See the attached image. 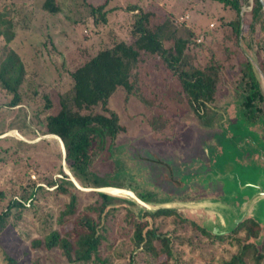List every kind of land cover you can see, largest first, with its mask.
<instances>
[{
	"label": "trees",
	"instance_id": "trees-1",
	"mask_svg": "<svg viewBox=\"0 0 264 264\" xmlns=\"http://www.w3.org/2000/svg\"><path fill=\"white\" fill-rule=\"evenodd\" d=\"M212 1L219 3L229 14L225 18L219 16L216 26L198 32L193 26L176 23L174 14L159 6L157 0L126 5L125 8L132 14L128 27L131 41L114 36L108 43L104 42L86 60L67 69L68 86L57 89L56 101L44 89L41 93L42 105L36 108L19 91L26 73L25 65L18 53L7 47L0 59L3 94L0 106L13 111L16 108L26 110L22 114V128L18 129L22 135H57L64 146L65 165L82 186L119 187L102 183L94 176V171L101 164L106 165L115 152L120 136L126 135L122 102L133 98L144 108H151V115L147 118H144L145 111L133 116L138 117L158 137L168 135L173 127L166 114L167 103H173V99L186 103L199 117L205 114L208 104L217 102L218 93L228 87L246 93L248 104L262 99L256 70L245 55L239 38L241 18L247 24L246 42L249 45H252L254 30L264 26L260 1L251 0V8L242 15V4H249V0ZM41 8L49 13L59 10L55 0H43ZM99 9L101 5L92 11ZM0 20V36L7 43L14 35V21L6 14ZM199 34L203 39L200 37L202 40L197 41ZM254 54L264 72V36L255 42ZM116 94L123 99L119 101L118 109L113 105L117 101L114 99ZM38 111L45 112L44 118L39 121ZM32 120L36 123L35 127L31 125ZM11 124L7 129L14 127ZM46 162L51 163V169L44 171L46 176L41 180L45 183L40 184L31 179L30 173L33 166L37 173L42 172ZM8 164L18 166L20 174L16 186L0 187V231L12 220L16 224L22 219L23 212L36 204L43 191H48L46 187L54 185L55 193H69L70 200L58 216L48 212L45 217L36 218L34 225L38 235L29 239L31 249L58 251L68 264H120L107 255L102 256L100 248L108 230L107 217L114 216L123 207L126 210L125 221L130 226L125 231L130 247L126 249L127 257L123 250L114 249L116 258L126 257L125 264H179L173 237L151 225L147 215L144 220L131 215L124 202L136 205L134 200L88 190L86 192H90L94 199L77 211L74 191H79V188L62 171V152L53 148L48 138L26 142L13 135L0 136V167ZM54 171L61 176L53 178ZM145 213L172 216L180 225L179 229L188 225L191 229H199L210 239L214 237L195 223L176 215L169 207L145 209ZM174 237L177 239L180 235L175 234ZM251 245H241L239 252L214 264L260 263L262 256L254 254ZM106 246L111 247L112 243ZM221 252L226 253L227 250ZM5 262L20 264L11 256H6Z\"/></svg>",
	"mask_w": 264,
	"mask_h": 264
},
{
	"label": "rangeland",
	"instance_id": "rangeland-1",
	"mask_svg": "<svg viewBox=\"0 0 264 264\" xmlns=\"http://www.w3.org/2000/svg\"><path fill=\"white\" fill-rule=\"evenodd\" d=\"M55 1L58 3L59 10L56 13H49L41 8L43 0H0V17H4L6 14L12 16L14 21L13 38L6 43L4 37L0 36V59L4 57L7 47L18 53L26 68L19 91L26 100L32 103L33 108L42 105L41 93L44 89L56 101L57 89H65L68 86L67 69L86 60L104 42L108 43V40L114 36L127 42L131 41L132 37L128 27L132 14L125 6L133 3H143V0ZM157 1L159 6L174 14L176 23L184 24L186 27L193 26L196 32L216 26L219 16L225 18L229 14L219 3L212 0ZM251 2L249 0V4H242L241 15L251 8ZM100 5L101 9L95 12L92 11L93 8ZM246 27L245 19L241 18L240 44L245 55L258 64L254 48L255 42L264 36V26L257 27L254 30L252 45L246 42L248 40ZM243 32H245L244 35ZM198 37L203 39L202 34H199ZM258 67L262 71L259 64ZM34 91L36 92L34 93ZM167 94L170 95L171 93L168 91ZM2 96L0 87V99L3 98ZM114 99L117 101L113 105L118 109L119 101L122 102L123 100L122 96L116 94ZM221 99L219 98L218 101ZM122 103L124 104L122 116L123 125L126 127V135L120 136L115 145L116 149L112 158L107 160L105 166L101 164L94 171V176L102 183L120 185V188L130 189L136 195L138 194L148 199L149 202H153L152 204L159 205L160 203L155 202L159 201L157 193L150 191L155 189V185L151 182L153 177L150 176L152 170L146 168L144 174L139 165L141 163L140 159L146 155L141 152V149L148 148L160 156H165L170 149L174 152H180L181 149L173 150V146L181 140L188 141L194 135L192 129L196 127L198 129L203 128L205 122H209V119L205 120V114L199 117L189 106H186V103H178L173 99V103L171 101L167 103L169 105L166 112L173 122V127L168 135L164 134L157 137L152 134L146 124L142 123L138 117L133 116L137 115L139 111H145L144 118H147L151 115V108H144L133 98ZM24 111L18 108L14 111L8 110L0 106V132L3 131L0 136L13 135L26 142L48 138L51 146L62 152L61 141L55 135L37 133L25 136L18 131L22 128V114ZM29 114L32 117V113ZM36 114L39 121L40 118H44L45 112L38 111ZM10 123L14 127L7 129ZM208 124L211 125V122ZM31 125L35 127L36 123L32 120ZM42 169V172L37 173L36 167L33 166L30 173L31 179L40 184L45 183L41 178L46 176L44 175L46 174L45 170L49 171L51 169V163L46 162L43 164ZM65 170L71 174L65 165V160L62 159V171L65 173ZM19 174L18 166L8 164L2 168L0 167V187L11 188L16 186L19 182ZM56 176H61V174L54 171L52 177ZM75 180L81 187H85L76 178ZM143 184H146V187ZM54 187V185L47 186L48 191L42 192L36 204L33 207L30 206L29 210L26 209L23 212V218L18 220L16 224L12 220L6 227L2 228L0 231V264H7L5 262L6 256L13 257L20 264H68L58 251L33 250L29 243L31 237L38 235L34 225V223L36 224V218L45 217L48 212H52L54 217L58 216L65 208V203L70 200L69 193H55ZM107 189L115 196L131 199L130 194L125 190L120 191L116 187ZM86 191L88 190L81 188H79V191H74L77 211L82 210L86 204L94 199V196ZM117 203L122 202L118 201ZM135 203L136 205H131L124 202L125 205H128L131 215L141 220H144L147 215L150 218L151 225L173 237L174 251L180 259L179 264H209V262L214 264L218 262L217 260L228 257L233 254V251H236V248L231 246L230 239L226 241V245H230L229 250H223L222 245L217 240L211 241L212 238L203 235L199 229H191L188 225L183 229H179L180 225L178 226L174 217H166L164 214L150 216L145 213V208L136 201ZM192 206L179 205L176 207L185 214L186 218L184 216L182 218L192 219L198 213L197 209L189 208ZM176 207L169 208L174 210ZM117 212L114 216L110 215L106 219L108 230L105 233L106 238L102 242L100 253L102 256L111 257L115 263L125 264L127 262L126 249L130 247L125 231L129 230L130 226L125 221V208L121 207ZM175 234H179L180 238L176 239ZM108 243H112V246L107 247L106 244ZM114 249L123 250L126 252V257L117 259ZM225 250H227L226 253L221 252ZM247 264L252 263L249 261Z\"/></svg>",
	"mask_w": 264,
	"mask_h": 264
},
{
	"label": "flooded vegetation",
	"instance_id": "flooded-vegetation-1",
	"mask_svg": "<svg viewBox=\"0 0 264 264\" xmlns=\"http://www.w3.org/2000/svg\"><path fill=\"white\" fill-rule=\"evenodd\" d=\"M219 95L220 103L208 104L205 112V120L209 119L211 125L205 122L203 128H193L192 138L173 146V150L182 151L170 149L165 156H160L143 148L141 152L146 155L139 165L144 174L146 168L152 170L150 176L155 189L150 191L156 192L159 200L155 202L215 203L189 207L197 209L198 213L187 220L206 234L218 237L223 250H229L228 239L236 248L233 253L239 252L245 243L252 244L253 253L262 256L258 263L262 264L264 92L259 102L254 100L251 104L247 103L246 93L238 89L228 87ZM173 211L185 217L178 207Z\"/></svg>",
	"mask_w": 264,
	"mask_h": 264
},
{
	"label": "water",
	"instance_id": "water-1",
	"mask_svg": "<svg viewBox=\"0 0 264 264\" xmlns=\"http://www.w3.org/2000/svg\"><path fill=\"white\" fill-rule=\"evenodd\" d=\"M259 1H260L261 6H262V9L264 10V0H259ZM249 59H250L252 65H253L254 69L256 70L257 77H258L259 82H260L261 91L264 92V73L259 69L258 64L255 61H253L250 57H249ZM48 135H54V134H48ZM55 136H57V135H55ZM60 141H61V139H60ZM61 147H62V159L64 161L65 150H64V146H63L62 141H61ZM65 173L70 176V179L74 182V184L78 188H81L83 190H99V191H104V192H108V193H112V192H110L107 189L109 187H112V188L116 187L118 189L125 190V191L128 192V194H130L132 200L136 201L138 204H140L143 208H145L147 210H156V209H159L160 207H166V208L167 207H174V206L176 207V206H179V205H181V206L182 205H185V206L193 205V206H206V207L207 206H211L212 204L216 205L215 203H212V202H202L201 203V202H195V201H166V202L160 203L159 205H156V204L148 203V202L142 200L132 190L127 189V188H120V187H117V186L81 187L77 183L75 178L68 171L65 170Z\"/></svg>",
	"mask_w": 264,
	"mask_h": 264
},
{
	"label": "built area",
	"instance_id": "built-area-1",
	"mask_svg": "<svg viewBox=\"0 0 264 264\" xmlns=\"http://www.w3.org/2000/svg\"><path fill=\"white\" fill-rule=\"evenodd\" d=\"M201 40V38L199 37L198 39H197V41H200Z\"/></svg>",
	"mask_w": 264,
	"mask_h": 264
},
{
	"label": "crops",
	"instance_id": "crops-1",
	"mask_svg": "<svg viewBox=\"0 0 264 264\" xmlns=\"http://www.w3.org/2000/svg\"><path fill=\"white\" fill-rule=\"evenodd\" d=\"M196 202V201H195ZM202 203V202H201ZM198 207H202V206H198Z\"/></svg>",
	"mask_w": 264,
	"mask_h": 264
},
{
	"label": "bare ground",
	"instance_id": "bare-ground-1",
	"mask_svg": "<svg viewBox=\"0 0 264 264\" xmlns=\"http://www.w3.org/2000/svg\"><path fill=\"white\" fill-rule=\"evenodd\" d=\"M116 189H118V188H116ZM120 191H121V189H120ZM123 192V191H122Z\"/></svg>",
	"mask_w": 264,
	"mask_h": 264
}]
</instances>
